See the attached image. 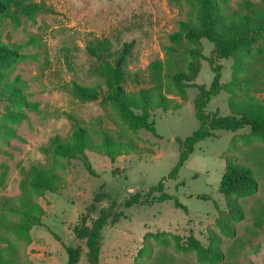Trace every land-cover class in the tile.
I'll list each match as a JSON object with an SVG mask.
<instances>
[{
  "label": "rangeland",
  "instance_id": "1",
  "mask_svg": "<svg viewBox=\"0 0 264 264\" xmlns=\"http://www.w3.org/2000/svg\"><path fill=\"white\" fill-rule=\"evenodd\" d=\"M22 1L36 3L40 12L33 19L21 16L18 27L0 19L3 41L18 46L21 55L13 70L4 75L8 83L19 79L24 102L13 103L0 95V166H6L0 201L22 193L20 182L31 166L54 169L62 182L56 192L32 195L43 208V226L32 228L24 237L0 234V248L14 250L19 264H66L64 246L78 243L83 249L78 264H90L85 243L76 239L73 228L100 197L93 216L102 210L121 212L123 217L115 224L109 218L102 229L99 264H212L199 262L196 250L179 247L189 235L205 247L221 250L223 261L213 264H264V137L252 134L249 127L237 132L216 131L215 137L195 145L177 179L168 180L165 178L179 155L174 139L184 140L199 126L193 108L196 88H185V99H181L178 88L170 85L167 97L179 108L151 111L156 135L124 121L110 104L81 102L73 94V84L104 87L98 63L86 51L96 39H107L112 51L133 43L124 63V87L128 93L148 87V66L155 59H164L170 35L188 18L189 4L172 0ZM227 1L236 8L243 0ZM192 45L203 57H210L213 45L209 41L202 39ZM199 63L194 83L208 87L213 72L205 59ZM234 63L235 58L219 61L224 90L210 99L206 113L229 114L228 88ZM261 81L262 90L251 95L264 102V77ZM71 117L88 129L96 144L108 133L135 148L124 146L114 160L105 149L86 150L95 173L90 175L80 161L45 152L50 138L69 137ZM232 159L253 171L258 189L236 197L244 218L229 219L233 230L229 235L218 223L219 210L227 211L219 183ZM162 179L164 192L185 206L186 213L175 207L174 199L124 206L125 199L135 193L145 195ZM147 234L158 235L146 238ZM142 247L149 252L139 257Z\"/></svg>",
  "mask_w": 264,
  "mask_h": 264
},
{
  "label": "trees",
  "instance_id": "2",
  "mask_svg": "<svg viewBox=\"0 0 264 264\" xmlns=\"http://www.w3.org/2000/svg\"><path fill=\"white\" fill-rule=\"evenodd\" d=\"M174 3L186 2L190 10L188 18L178 23V29L169 37V45L165 47L164 59H155L148 66V87H140L134 93H128L124 87L126 72L124 63L130 54L133 43H124L118 51L111 50L107 39L90 42L86 51L96 60L104 79V87L87 88L78 84L72 85L74 96L81 102L98 101L110 104L117 114L131 123L136 129L146 130L156 135L154 123L150 121V113L160 109H178L179 105L167 97L170 85L179 90V97L185 99L184 89L194 87L197 95L193 108L199 123L197 130L182 140H174L179 147L178 161L165 179L176 180L185 161L193 153L194 147L202 140L215 137L219 130L237 132L249 127L252 134L264 137V102L252 97L251 92L262 90L264 77V0L252 2L241 1L236 8L227 0H172ZM40 12L36 3H24L22 0H0V19L10 21L15 27L21 24V16L33 19ZM207 40L213 45L210 57H203L192 44ZM19 47L3 41L0 30V95L13 103L23 104L20 93L21 83L18 78L8 83L4 75L13 70L19 61ZM235 58L232 81L229 83V114L221 116L217 112L206 113L205 108L213 96L223 91L221 84L220 60ZM205 59L212 72L210 85H197L194 78L199 72V61ZM242 92V93H241ZM241 93V94H240ZM35 110V105L30 104ZM72 131L68 138L58 135L49 139L45 152L55 158L75 159L80 161L90 175H94L86 150L105 149L106 154L114 160L124 148H135V145L116 141L110 134L103 133L101 144L91 139L88 129L72 118ZM3 166V167H2ZM0 186L5 179L6 166L2 165ZM151 187L145 195L135 193L124 201L126 208L133 205H150L174 199L176 208L183 206L175 197L164 192V181ZM62 177L54 169L31 166L20 182L22 193L15 199L0 201V234L10 233L17 237L27 236L34 227L43 226V208L32 195L58 191ZM181 185V184H180ZM258 189L253 171L240 163L229 160L219 183V191L223 195L227 211L219 210L218 223L226 234L232 235L229 219L241 221L244 212L236 202L237 196L251 195ZM99 198L91 204L87 213L82 214L79 223L73 228L77 240L85 243L86 256L90 264H99V247L101 231L110 222L115 224L123 217L121 212H104L97 210ZM224 215V216H223ZM225 217V218H224ZM158 234H147L146 238ZM164 235V234H161ZM175 241L177 237L173 236ZM58 240L59 238L56 237ZM210 236L209 240L212 241ZM180 242V241H179ZM177 242V244L179 243ZM180 248L196 250L199 262L218 263L224 255L218 247L203 246L193 235H189ZM67 254L66 264H78L82 255V247L75 243L64 246ZM149 249L142 247L138 253L144 256ZM17 254L12 249L0 248V264H19Z\"/></svg>",
  "mask_w": 264,
  "mask_h": 264
}]
</instances>
